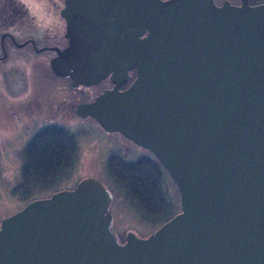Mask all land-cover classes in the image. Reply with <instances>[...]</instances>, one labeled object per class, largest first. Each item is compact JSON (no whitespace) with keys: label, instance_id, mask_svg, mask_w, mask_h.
<instances>
[{"label":"water","instance_id":"obj_1","mask_svg":"<svg viewBox=\"0 0 264 264\" xmlns=\"http://www.w3.org/2000/svg\"><path fill=\"white\" fill-rule=\"evenodd\" d=\"M61 15L52 72L113 84L77 115L153 153L180 210L120 243L111 191L84 177L1 219L0 264H264V3L64 0Z\"/></svg>","mask_w":264,"mask_h":264},{"label":"rangeland","instance_id":"obj_2","mask_svg":"<svg viewBox=\"0 0 264 264\" xmlns=\"http://www.w3.org/2000/svg\"><path fill=\"white\" fill-rule=\"evenodd\" d=\"M2 1L6 6V3L12 2L11 5L21 9H24L22 3H31L30 10L32 13L27 15V11H24L22 15L16 16L36 15L39 16L40 21L51 16L45 6L30 0ZM18 52H20L21 57L11 55L9 60L0 63V221L26 203L25 199H17L10 193L11 187L19 179L21 148L40 125L46 122H56L77 132L79 139L77 160L68 175L61 179V182L44 190H36L31 195V199L45 197L54 189H68L81 178L95 177L102 181L113 195L108 210L113 217L112 230L118 237L123 236L127 231L138 236H144L155 230L163 222L159 220L142 221L137 209L130 205L123 194H116L111 186L112 182L107 175L105 165L107 155L100 152L95 154L96 148L99 146V142L96 140L97 136H102L103 132L90 121L81 122V120L73 119L62 121L59 115L48 114L43 111L44 109L48 110L51 99L54 109L57 101L64 99L59 91L60 86L51 82L48 54L38 55L28 49ZM106 139L113 144L120 145L117 134H111ZM126 148L130 155L138 151L132 146ZM162 175L163 188L170 202V207L166 213V216L169 217L176 209L177 190L169 175L164 173ZM162 218L165 217L162 216L160 220Z\"/></svg>","mask_w":264,"mask_h":264},{"label":"flooded vegetation","instance_id":"obj_3","mask_svg":"<svg viewBox=\"0 0 264 264\" xmlns=\"http://www.w3.org/2000/svg\"><path fill=\"white\" fill-rule=\"evenodd\" d=\"M31 2L39 3L46 7L47 12L50 13L51 16L46 17L43 19V21H40L39 16H16V15H22L24 11H27V15H29L31 12L30 5L31 3H22L24 5V9H21L20 7H15L14 5H11L12 2L6 3L7 6L4 4V2L0 1V38H1V44H0V63H4L7 60L10 59L11 55H15L16 57H21L20 52L28 49L29 51H32L35 54L41 55L42 53L48 54V63L50 59L56 54V50L63 49L67 45L68 39L65 37V31H66V20L61 15V9L64 6V0H30ZM228 1L231 4L239 5L241 3V0H214V4L220 5L221 2ZM248 4L255 5L264 3V0H246ZM11 3V4H10ZM14 4V3H13ZM19 6V4H17ZM34 6V3H33ZM49 72L51 73V82H54L56 85L60 86L61 89H59L61 95H63L64 99H60L57 101V104L55 105V109L52 108V99L49 102L48 110L44 109L43 111L48 114H54L59 115L60 120H76L79 121H90L92 124H95L101 132H103V135L97 136V141L99 142V146L96 148L95 154H105L106 160H108L109 156H111L113 153H117L121 157L129 160H150L151 163L155 162V159H157L153 153H151L149 150L135 144L128 138L124 137L119 132H108L105 131L92 117H82L77 115L76 108L79 104L92 101L99 93H101L105 89L112 88L113 84L110 82V79L104 78L100 80L96 84L90 85H84L79 84L77 86H72L71 80L69 77H61L55 75L49 64ZM135 77V70L134 68L131 69L129 73V79L126 83L123 85L121 84L120 90L126 88L134 79ZM39 107V105L37 104ZM32 111V110H31ZM57 127L66 129L76 136V151H75V161L77 160V153H78V134L75 130H70L67 127L63 126L62 124L59 125L56 122H46L45 124L40 125L36 130L30 135L28 140L25 142L22 151H21V164L23 161V151L25 145L29 142L31 137H34V135L42 131V129L45 130H53V129H59ZM111 134H117V137L119 138L120 145L111 143L110 140L106 139L107 136ZM127 146L135 147L138 151L135 152V154L130 155L128 154ZM120 152V153H119ZM62 158L53 160L61 162ZM74 161V163H75ZM20 164V168H21ZM18 175L20 173V169H18ZM76 184V183H75ZM75 184L73 186H75ZM73 186L69 187L68 189L72 188ZM176 187V186H175ZM177 190V188H176ZM113 199V198H112ZM112 202V200H111ZM110 202V204H111ZM109 204V205H110ZM108 207V206H107ZM109 209V207H108ZM180 210L179 208V198H178V192H177V202H176V209L171 215L168 217H172L175 215V213H178ZM144 221V220H142ZM145 222V221H144ZM112 226H113V219H112ZM112 229V227H111ZM154 231V230H153ZM147 233L144 236L140 237H146L148 234L150 235L151 232ZM128 232V231H127ZM123 234V236L118 237V240L120 243L124 242V238L126 233ZM138 236V235H137Z\"/></svg>","mask_w":264,"mask_h":264},{"label":"trees","instance_id":"obj_4","mask_svg":"<svg viewBox=\"0 0 264 264\" xmlns=\"http://www.w3.org/2000/svg\"><path fill=\"white\" fill-rule=\"evenodd\" d=\"M57 128L50 131L42 129L25 145L19 179L10 189L11 195L17 199H25L27 203L32 200L33 192L58 184L71 171L75 161L76 136L66 129ZM59 158H62L61 162L53 161ZM105 165L116 194H123L142 220L165 222L168 219L166 213L170 202L162 181V174L168 175V172L157 159L154 163L145 159L135 161L113 153ZM58 190L61 189H54L51 193ZM162 216L165 218L160 220Z\"/></svg>","mask_w":264,"mask_h":264}]
</instances>
